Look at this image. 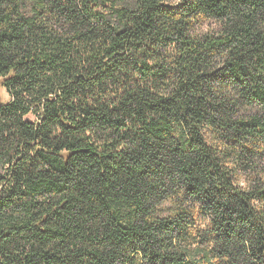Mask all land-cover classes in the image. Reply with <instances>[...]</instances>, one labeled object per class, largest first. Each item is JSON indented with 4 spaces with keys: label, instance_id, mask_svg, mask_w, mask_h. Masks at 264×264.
Listing matches in <instances>:
<instances>
[{
    "label": "trees",
    "instance_id": "obj_1",
    "mask_svg": "<svg viewBox=\"0 0 264 264\" xmlns=\"http://www.w3.org/2000/svg\"><path fill=\"white\" fill-rule=\"evenodd\" d=\"M0 87V264H264V0H0Z\"/></svg>",
    "mask_w": 264,
    "mask_h": 264
},
{
    "label": "rangeland",
    "instance_id": "obj_2",
    "mask_svg": "<svg viewBox=\"0 0 264 264\" xmlns=\"http://www.w3.org/2000/svg\"><path fill=\"white\" fill-rule=\"evenodd\" d=\"M213 27H214L213 22H208L205 25L204 29L207 30L208 28H213ZM3 95H7V93L2 87H0V96H3ZM7 97H8V95H7ZM8 99H9V97H8ZM8 99L7 100L0 99V102H6V101H8Z\"/></svg>",
    "mask_w": 264,
    "mask_h": 264
},
{
    "label": "clouds",
    "instance_id": "obj_3",
    "mask_svg": "<svg viewBox=\"0 0 264 264\" xmlns=\"http://www.w3.org/2000/svg\"><path fill=\"white\" fill-rule=\"evenodd\" d=\"M0 99L7 100V99H8V97H7V95H3V96H0Z\"/></svg>",
    "mask_w": 264,
    "mask_h": 264
}]
</instances>
